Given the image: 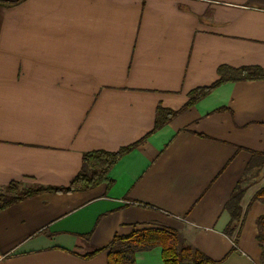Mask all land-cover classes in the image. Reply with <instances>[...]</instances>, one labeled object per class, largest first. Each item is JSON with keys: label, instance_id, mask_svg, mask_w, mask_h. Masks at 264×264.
<instances>
[{"label": "crops", "instance_id": "0c3cea01", "mask_svg": "<svg viewBox=\"0 0 264 264\" xmlns=\"http://www.w3.org/2000/svg\"><path fill=\"white\" fill-rule=\"evenodd\" d=\"M219 65L264 70V0H0V187L67 185L82 153L138 140L158 104L180 108ZM250 151L264 152V78L215 87L121 156L109 182L0 210V264H107L106 251L82 255L162 225L219 264H259L264 202L250 203L235 250L223 232ZM250 181L242 212L264 166ZM129 264H164L161 247Z\"/></svg>", "mask_w": 264, "mask_h": 264}, {"label": "trees", "instance_id": "16d2710c", "mask_svg": "<svg viewBox=\"0 0 264 264\" xmlns=\"http://www.w3.org/2000/svg\"><path fill=\"white\" fill-rule=\"evenodd\" d=\"M264 70L257 65H245L240 67H232L229 65H219L217 67V78L210 84L198 86L188 92L186 102L178 109H170L160 104L156 106L154 125L152 129L138 140L122 146L115 151H107L103 149L89 150L82 153L81 167L76 175L67 185H44V184H28L23 185L18 181H10L0 187V210L7 208L15 202L24 198L40 194L43 192L52 193H72L87 190L98 185L101 182H109L108 172L112 166L123 156L129 152L138 143L143 141L147 135L155 131L162 125L166 124L171 118L176 116L184 109L195 104L199 99L208 94L218 85L240 80L263 79ZM223 109V108H222ZM251 152V159L245 166V169L237 180L232 189L223 209L229 214V222L223 229L226 235H232L233 244L231 250H235L243 219L251 202L259 200L264 202V186L259 188L251 197L249 204L244 212L240 206V200L250 185V178L257 176L264 166V152ZM255 157L261 159L257 164ZM256 168V169H255ZM144 206H150L140 203ZM257 232L255 239L260 247V263L264 264V216L258 217ZM90 232L82 235L89 238ZM154 245L161 247V259L164 264H219L220 261L213 260L199 249L191 244L180 240L178 232L170 226L156 228H139L128 234L115 233L109 243L103 247L93 249L82 255L84 258H91L101 251L107 252V264H129L135 261V250L137 248L147 249Z\"/></svg>", "mask_w": 264, "mask_h": 264}]
</instances>
